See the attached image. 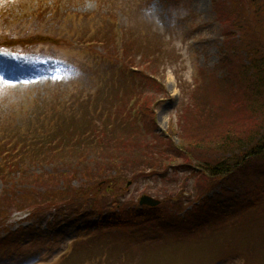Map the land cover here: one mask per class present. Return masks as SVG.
Instances as JSON below:
<instances>
[{
	"label": "rangeland",
	"instance_id": "obj_1",
	"mask_svg": "<svg viewBox=\"0 0 264 264\" xmlns=\"http://www.w3.org/2000/svg\"><path fill=\"white\" fill-rule=\"evenodd\" d=\"M227 2L220 0L215 8L214 0H0V11L7 3L15 6V11L8 16V13L5 17L0 13V124L6 131L11 128L13 136L18 137L13 142H17L20 137H25L28 129L33 130L36 123L61 112L77 111L80 107L76 102L87 99L92 102L95 92L102 86L100 75L114 69V54L97 45L88 49L89 55L85 56L83 49L70 45L79 38L76 34L83 30L89 33L87 39L94 32L99 34L98 19L107 20L111 16L116 20L118 40L122 41L124 34L128 46L133 47V54H146L147 45L161 48L164 59L160 70L166 94L154 99L152 104L154 131L166 137L168 131L174 129L177 138L180 134L179 115L187 111V105L191 103L187 96L192 93L199 69L201 74L207 75L208 81L209 76L213 78V85L205 83L207 90L211 91L209 96L216 94L217 83L221 80L219 76L225 73L219 65L228 27L219 16L223 15V8L227 9ZM238 11L246 12L245 7ZM112 22L113 19L108 22V29H111ZM16 26H20V30L15 31ZM17 48H20L19 52L28 51L11 52ZM7 76L13 77L8 79ZM130 85H126V95H121L124 88L118 91L120 97H125L124 101H128ZM82 116L84 113L79 118ZM172 150H168L171 157L164 158L165 167L171 166L163 171L164 175L149 172L134 182L128 173L124 182L118 184L121 187L128 181L126 188L114 190L116 195L104 191L102 194L108 197L104 202L109 205L108 200L118 199L117 203H122L124 211L136 207L144 211L146 207H141L139 202L146 195L160 200L165 206L164 215L161 214L164 218L195 213V217L187 221L189 225L201 218L215 221L216 229L218 224L228 226L213 232L214 235L201 233L202 230L190 235L185 243L191 245L182 248L176 264H245L242 252L249 250L247 237H260L259 231H264V226L257 228L260 223L256 219L257 227L254 228L246 220L239 221L238 214L233 213L237 206L248 205L253 198L257 201V209H264L261 205L264 200V162L256 161L258 165L251 164L240 174L212 185L192 176L183 156ZM46 170L53 172L52 167ZM111 174L114 176L113 172ZM245 209L252 214L251 206ZM32 212H13L0 228V264L90 263L87 257L82 261L78 254H69L77 239L84 246V242L96 233L93 224L99 219L92 218L90 210L88 218L63 216L46 207L38 208V218L32 217ZM257 212L253 211V215ZM231 224L236 226L237 232L231 231ZM205 228L213 230L208 225ZM31 231L40 235L33 239L29 236ZM144 234L149 240L141 242L136 237L130 244L113 240L111 243L116 251L109 254L114 259L110 264L116 260V264H172L167 240L177 241L178 235L151 229ZM112 237L108 238L109 241ZM106 238L105 234H100L94 239L101 243ZM202 239L218 242L209 245L212 251L203 245L194 247L193 243ZM67 254L71 256L62 261ZM250 255L252 264H264V252Z\"/></svg>",
	"mask_w": 264,
	"mask_h": 264
},
{
	"label": "trees",
	"instance_id": "obj_2",
	"mask_svg": "<svg viewBox=\"0 0 264 264\" xmlns=\"http://www.w3.org/2000/svg\"><path fill=\"white\" fill-rule=\"evenodd\" d=\"M227 1V9L223 8V15L219 16L228 27L219 65L225 73L219 76L216 94L209 96L211 91L205 83L213 85V78L209 76L208 81L207 75L199 71L192 93L187 96L191 103L187 105V111L179 115L177 138L174 129L169 130L166 137L154 131L152 104L154 99L166 94L160 70L164 59L161 48L147 45L146 54H133V47L128 46L124 34L122 41L118 40L116 20L111 16L107 20L98 19L99 34L94 32L87 39L89 33L84 30L77 33L79 38L70 46L83 49L85 56L89 55L88 49L97 45L108 49L115 55L114 69L100 75L102 86L95 92L92 102L89 99L76 102L80 107L77 111L61 112L36 123L33 130L26 129L27 134L23 139L20 137V141L13 142L18 137L13 136L11 128L6 131L0 124V228L11 213L21 210L33 211L31 214L35 218L40 207L77 218L79 215L88 218L90 210L92 218L99 219L93 224L96 233L84 240V246L80 239L75 242L69 254H78L82 261L87 257L89 264H110L114 259L109 254L116 251L111 243L113 240L130 244L137 237L143 242L149 240L144 233L151 229L178 235L177 241L167 240L172 264H176L182 248L191 245L185 240L197 230L214 235L213 232L228 227L218 224L216 229L215 221L201 218L189 225L187 221L193 219L195 213L164 218L165 206L162 204L156 209L141 211L136 207L124 211L122 203H117L118 199L108 200L107 205L104 200L108 197L103 195L104 191L116 195L114 190H124L128 181L121 187L118 184L124 182L128 173L134 182L149 172L164 175L163 171L171 167L164 165V158L172 155L168 153L170 148L183 156L192 176L212 185L240 174L251 164L258 165L256 161L264 162V0ZM238 1L240 9L245 7L246 12L238 11ZM219 2L214 0L215 8ZM12 4L3 6L0 13L4 17L15 11ZM111 19L112 27L108 29ZM14 29L20 30V26ZM25 50L28 51L23 49L22 52ZM127 84H131L129 98L124 101L125 97H120L118 91L124 88L121 95H126ZM83 113L85 116L79 118ZM50 167L53 172H47L46 168ZM174 203L178 205L177 199ZM248 206L253 208L252 214L245 209ZM256 206L257 201L253 198L248 205L237 206L233 214H238L239 221L246 220L254 228L257 219L260 223L257 228L263 227L264 209ZM253 211L258 212L253 215ZM250 217L252 220H248ZM207 225L213 230H207ZM229 228L237 232L236 226L231 224ZM36 232L31 231L29 236L38 237L40 234ZM259 233L261 238L247 237L249 250L242 252L245 264L250 253L264 252V231ZM100 234L107 238L96 243L94 238ZM217 242L202 239L193 245L209 248ZM208 251L212 250L209 248ZM71 255L67 254L62 261ZM116 263L117 260L113 264ZM247 264H252L249 257Z\"/></svg>",
	"mask_w": 264,
	"mask_h": 264
},
{
	"label": "water",
	"instance_id": "obj_3",
	"mask_svg": "<svg viewBox=\"0 0 264 264\" xmlns=\"http://www.w3.org/2000/svg\"><path fill=\"white\" fill-rule=\"evenodd\" d=\"M141 206H147V207H157L160 205V201L150 197V196H143L140 200Z\"/></svg>",
	"mask_w": 264,
	"mask_h": 264
},
{
	"label": "bare ground",
	"instance_id": "obj_4",
	"mask_svg": "<svg viewBox=\"0 0 264 264\" xmlns=\"http://www.w3.org/2000/svg\"><path fill=\"white\" fill-rule=\"evenodd\" d=\"M42 73V72H41ZM3 76H4V74H3ZM8 77V76H7ZM13 77V76H12ZM12 77H8V79H11Z\"/></svg>",
	"mask_w": 264,
	"mask_h": 264
}]
</instances>
